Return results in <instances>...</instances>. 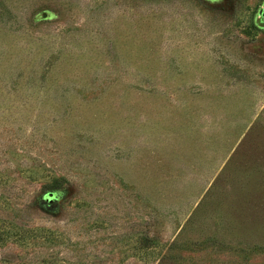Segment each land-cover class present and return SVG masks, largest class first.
Segmentation results:
<instances>
[{
  "label": "rangeland",
  "instance_id": "rangeland-1",
  "mask_svg": "<svg viewBox=\"0 0 264 264\" xmlns=\"http://www.w3.org/2000/svg\"><path fill=\"white\" fill-rule=\"evenodd\" d=\"M0 264H264V0H0Z\"/></svg>",
  "mask_w": 264,
  "mask_h": 264
}]
</instances>
